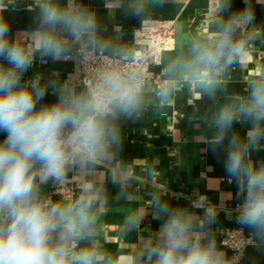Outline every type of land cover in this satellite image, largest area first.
<instances>
[{"label":"clouds","instance_id":"1","mask_svg":"<svg viewBox=\"0 0 264 264\" xmlns=\"http://www.w3.org/2000/svg\"><path fill=\"white\" fill-rule=\"evenodd\" d=\"M162 2L111 0L134 17ZM20 3L0 0V264H114L98 250L100 188L85 182L77 195L53 199L45 187L62 186L69 173H91L111 158L119 118L143 103L144 73L128 49L101 34L96 14L81 0H32L25 10L34 13L35 26L13 36L5 13ZM243 4L236 9L233 0H216L215 31L168 58L155 90L162 103L183 84L215 96V86L264 34L252 4ZM70 55L99 62L87 86L38 73L26 78L37 57ZM50 88L55 99L46 101ZM209 127L213 151L225 152L224 170L242 194L237 222L264 240V160L253 159L264 151V74L249 78L243 94H225ZM154 203L163 217L155 238L121 264H236L204 232L208 214L197 220L183 207Z\"/></svg>","mask_w":264,"mask_h":264},{"label":"crops","instance_id":"2","mask_svg":"<svg viewBox=\"0 0 264 264\" xmlns=\"http://www.w3.org/2000/svg\"><path fill=\"white\" fill-rule=\"evenodd\" d=\"M81 2L96 14L101 34L132 54L136 48L133 32L143 20L175 19L176 48L166 51L162 65L154 67L159 73L169 57L193 40L209 37L218 19L216 0H163L162 6L149 7L142 17L117 9L111 0ZM249 2L255 11L256 24L264 25V0ZM27 3L32 0H21L18 11L5 13L13 36L35 26L34 13L25 10ZM243 6V0H233V8ZM37 73L48 81L85 86L76 55L58 61L37 57L26 78ZM261 74H264V34L215 86V96L195 84H183L162 103L155 94L158 84L149 82L140 109L119 118V144L111 158L102 161L91 173L81 170L69 173L60 187L72 188L70 195L53 192L52 184L45 187L46 194L53 199L75 196L85 182H93L100 188L103 203L96 226L98 250L110 256L114 264L135 256L149 239L155 238L156 228L163 220L154 203L156 198L185 208L199 220L208 213L195 205L193 199L206 195L218 209L214 215L208 214L212 219L205 224L204 232L230 258L231 251L221 243L224 230L243 226L253 234L254 242L244 259L236 264H264V240L237 222L236 207L242 202V194L224 170L225 152L220 148L213 151L214 129L209 127L217 102L225 94H243L248 79ZM54 99V90L50 88L45 100ZM234 127L241 134L245 132V127L239 124ZM253 159L257 163L264 160V151L255 153Z\"/></svg>","mask_w":264,"mask_h":264},{"label":"built area","instance_id":"3","mask_svg":"<svg viewBox=\"0 0 264 264\" xmlns=\"http://www.w3.org/2000/svg\"><path fill=\"white\" fill-rule=\"evenodd\" d=\"M133 42L136 45L134 59L137 66L145 76L146 87L149 82L159 84L160 73L155 70V66H161L163 56L166 51L176 48L175 19L148 18L143 20L140 27L133 32ZM81 69V81L87 86L90 77L98 61L94 59L84 60L76 55ZM145 87V89H146ZM53 192H63L65 195L72 193V188L65 189L52 184ZM195 205L202 207L209 215H214L218 206L213 204L206 195L194 198ZM238 210V205L236 207ZM254 242V236L243 226H233L224 230L221 240L222 245L231 251L230 259L240 262L244 259L247 250Z\"/></svg>","mask_w":264,"mask_h":264}]
</instances>
